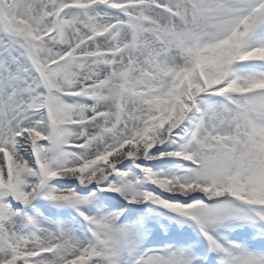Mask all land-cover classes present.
<instances>
[{"label":"snow or ice","instance_id":"1","mask_svg":"<svg viewBox=\"0 0 264 264\" xmlns=\"http://www.w3.org/2000/svg\"><path fill=\"white\" fill-rule=\"evenodd\" d=\"M0 264H264V0H0Z\"/></svg>","mask_w":264,"mask_h":264}]
</instances>
